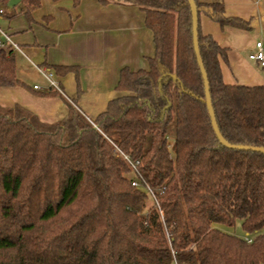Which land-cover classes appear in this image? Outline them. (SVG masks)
Here are the masks:
<instances>
[{
    "label": "trees",
    "instance_id": "obj_1",
    "mask_svg": "<svg viewBox=\"0 0 264 264\" xmlns=\"http://www.w3.org/2000/svg\"><path fill=\"white\" fill-rule=\"evenodd\" d=\"M194 1L219 132L231 145L264 148V85L224 83L227 51L201 33L200 16L220 28L248 24L221 3ZM97 2L143 11L154 54L146 69L120 70L123 95L93 122L70 105L55 123L0 106V264H264V155L226 149L213 133L187 0ZM39 7L21 0L12 16L18 9L30 23ZM19 84L14 55L0 50V87ZM122 155L138 162L156 204L131 185ZM238 221L250 243L226 231Z\"/></svg>",
    "mask_w": 264,
    "mask_h": 264
},
{
    "label": "crops",
    "instance_id": "obj_2",
    "mask_svg": "<svg viewBox=\"0 0 264 264\" xmlns=\"http://www.w3.org/2000/svg\"><path fill=\"white\" fill-rule=\"evenodd\" d=\"M198 1L221 3L227 17L242 20L249 27L220 28L206 16H200L201 33L211 36L227 51V63H221L224 83L264 85V69L248 59L257 41L264 44V0ZM66 2L74 7L70 0H60L53 16L45 15L42 18L45 23H38L32 42L11 33V39L40 76L34 66L49 71L51 66L76 68V72L55 77L63 92L62 97L44 96L42 94L48 91L33 89L34 86L46 87L42 76L43 85L34 83L31 88H22L17 68L16 77L20 84L0 87V106L19 105L40 121L55 123L66 116L70 105L93 122L105 111L109 101L123 95L116 90L120 70L137 71L148 67L147 59L154 54L152 35L144 24L143 11L137 6L116 2L102 6L97 0H80L72 9L75 14L72 17L68 11L71 7ZM12 54L16 60L18 53ZM22 58L26 61L23 55ZM21 64L25 63L21 61Z\"/></svg>",
    "mask_w": 264,
    "mask_h": 264
},
{
    "label": "rangeland",
    "instance_id": "obj_3",
    "mask_svg": "<svg viewBox=\"0 0 264 264\" xmlns=\"http://www.w3.org/2000/svg\"><path fill=\"white\" fill-rule=\"evenodd\" d=\"M58 2L60 1L40 0V7L32 13L33 21L30 23L26 20V18L23 15L19 14L18 9H16L15 11V13L17 14L15 16H12L13 9L10 10L7 7H5L6 9L5 14L3 15V17L0 18V30L7 33V35H9L10 37H12L11 33H13L17 35V37H19L18 35H20L22 39L25 41L32 42L33 36H35L36 33V27L38 28V23H45L44 20H42L43 16L45 15L53 16L52 12L56 11V5ZM67 4L70 5L71 7V10H68L70 12V15L74 17L75 14L74 15L72 14L73 13L72 9L76 8L77 6L72 7L69 2ZM7 14H9V16ZM63 14L65 17H68L66 12H64ZM74 19L71 21L68 20V23L73 22ZM34 21L36 24H34ZM20 51L21 54L18 53L17 55H15L16 56L15 64H16V69L18 68L20 70L19 79L23 82V86L21 87L24 89L27 87L31 88L34 83L38 85L41 84L43 85L45 82L42 80L41 76L38 73H36V71L31 66L30 62L28 61V59L25 58V55L21 50V48ZM22 55L26 59V61L22 58ZM21 61H23V63L25 64H21ZM173 140H174V124L171 123L168 127V141L170 143V147H169L170 151ZM226 231L228 233L234 234L237 237H241V238L246 237V234L241 229L239 221L236 222L233 228L226 229Z\"/></svg>",
    "mask_w": 264,
    "mask_h": 264
},
{
    "label": "built area",
    "instance_id": "obj_4",
    "mask_svg": "<svg viewBox=\"0 0 264 264\" xmlns=\"http://www.w3.org/2000/svg\"><path fill=\"white\" fill-rule=\"evenodd\" d=\"M5 7H0V17H2L5 14ZM0 50L5 51L7 53H21L20 47L11 39L7 33L4 31L0 30ZM248 59L252 62H254L259 68L264 69V44L260 41H257L254 45L253 50L250 52L248 55ZM35 69L41 74L43 79L46 82V87L41 88L40 86H34L33 89L36 91H50V92H56L59 95H63V92L61 90V87L56 80L53 72L41 69L37 66H34ZM122 158L126 161L128 164L130 171L133 175V179L131 182V185L134 188L141 189L144 192H146L154 201L156 204V197L153 193V191L149 188V186L145 183L143 180L141 174L139 173L138 170V162H133L129 159V157L122 155ZM244 240L247 243L251 242V239L249 237H245Z\"/></svg>",
    "mask_w": 264,
    "mask_h": 264
},
{
    "label": "water",
    "instance_id": "obj_5",
    "mask_svg": "<svg viewBox=\"0 0 264 264\" xmlns=\"http://www.w3.org/2000/svg\"><path fill=\"white\" fill-rule=\"evenodd\" d=\"M21 0H8L6 7L8 9H14L17 5H19ZM190 15H191V34H192V44H193V51L196 58V62L200 71V75L203 82L204 87V103L207 108V113L209 116L210 124L213 130V133L218 141V143L229 150H236V151H245V152H253V153H260L264 155V148L260 147H248L242 145H231L224 140L222 135L219 132L218 126L216 124L215 115L212 108L210 93H209V84L206 72L203 67V63L199 53L198 47V13L196 9V4L194 0H187Z\"/></svg>",
    "mask_w": 264,
    "mask_h": 264
}]
</instances>
